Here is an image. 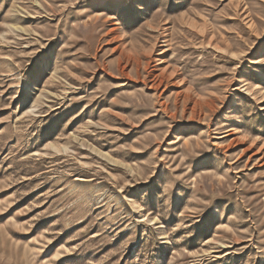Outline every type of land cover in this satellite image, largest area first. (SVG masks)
<instances>
[{
	"label": "rangeland",
	"instance_id": "1",
	"mask_svg": "<svg viewBox=\"0 0 264 264\" xmlns=\"http://www.w3.org/2000/svg\"><path fill=\"white\" fill-rule=\"evenodd\" d=\"M0 264H264V0H0Z\"/></svg>",
	"mask_w": 264,
	"mask_h": 264
}]
</instances>
